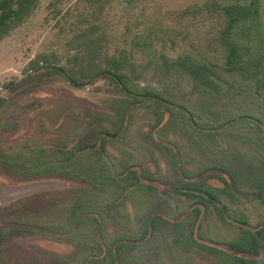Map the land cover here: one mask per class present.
I'll use <instances>...</instances> for the list:
<instances>
[{
	"label": "rangeland",
	"instance_id": "1",
	"mask_svg": "<svg viewBox=\"0 0 264 264\" xmlns=\"http://www.w3.org/2000/svg\"><path fill=\"white\" fill-rule=\"evenodd\" d=\"M208 1L116 0L100 18L107 34L106 56L118 52L128 54L138 67L137 84L162 91L192 110L203 109V119L210 111L224 110V105L217 104L219 109L218 106L202 108V99L193 91L190 79L178 75L166 77L157 72L149 64L153 57L137 50L136 44L141 38L136 42L134 37L150 27L158 29L181 49L197 57L212 59L219 65L223 79L240 84L243 81L241 72L224 70L220 54L213 55L218 51L215 39L221 19L218 12L203 9V4ZM51 3L52 0H40L32 16L0 41V152H6L10 159H17L21 151L28 154L34 144L51 149L54 155L78 147L77 155L83 156L77 160L76 174L94 175L98 170L96 165L103 160L115 176L134 170L142 182L155 179L160 191L166 192L131 193L117 207L110 202L113 198L109 197V189L99 184L95 189L96 201L90 204L98 217L94 227L84 224L75 231L76 224L70 232L49 231L33 237L31 244L38 246L46 257H60L59 264H103L102 260L117 255L118 264H204L198 255L191 263L187 262L186 254L174 244L168 230L164 229L155 237L146 235L140 239L146 226L145 217L159 214L172 224L181 219L188 221L191 201L174 190L181 187L183 181H188L186 173L197 172L196 161H201V157L203 167L214 160L210 165L222 164L227 169H234L239 160L243 172L239 174L242 181L236 189L226 180L219 179H211L209 189L222 201L232 218L245 220L253 226H264V202L246 183L245 166L254 167L257 163L254 164L255 153L245 141V125L234 131H224L220 139L223 143L217 146L206 134L195 133L185 115L171 112L178 124V133L173 136L166 130L163 136L171 142H189V150L182 156L179 152L182 168L186 169L184 174L180 172L175 150L171 149L173 145L161 141V133L157 134L152 126L156 115L163 113L165 107L143 102L138 108L128 110L125 119H121L119 103L125 95L111 79L100 78L84 87H74L53 71L30 67V63L38 61L41 55L52 64L70 66L69 60L77 51L69 40L73 38L76 24L84 17H90L92 11L83 0H68L61 6L62 15L55 17ZM262 14L264 19V0ZM143 42L141 40L140 44ZM231 132H240V135ZM228 144L234 147L235 155L227 150ZM235 152L240 153L239 159L235 158ZM4 164L0 163V206L37 192L91 188L70 177L47 179L45 176L42 177L44 180L37 181L34 175L7 174L2 167ZM90 167L96 168L90 171ZM72 231L75 234L72 235ZM81 234L83 236L79 237ZM239 236L240 230L226 225L218 211L210 207L199 238L232 242ZM119 245L123 247L117 252ZM256 255L254 258L264 264V252L258 251Z\"/></svg>",
	"mask_w": 264,
	"mask_h": 264
},
{
	"label": "trees",
	"instance_id": "2",
	"mask_svg": "<svg viewBox=\"0 0 264 264\" xmlns=\"http://www.w3.org/2000/svg\"><path fill=\"white\" fill-rule=\"evenodd\" d=\"M66 1L68 0H52L55 17L62 15L61 6ZM83 1L91 8L89 15L94 19L91 20L89 16L84 17V20L76 24L73 38L69 40V44H72L77 51L69 60L71 65H55L48 61L46 56L41 55L38 61L30 63V67L35 70L53 71L64 77L74 87H84L100 78L111 79L125 95L119 103L122 111L121 119H125L128 110L138 108L143 102L165 107L163 113L156 115L155 123L152 125L157 134L161 133L162 136L159 138L161 141H172L163 136L166 130L173 133V136L178 133L179 127L171 112L185 115L195 133L206 134L210 142H215L217 146L223 143L220 139L224 131H234L233 129H240L245 125L247 127V132L244 134L245 141L255 153L252 157L256 161L254 164L257 163L254 167L245 166L246 183L250 189L258 192L264 202L262 0H210L202 6L204 10L216 11L220 15L221 23L215 39L218 51L213 55L220 54L224 70L241 72L243 81L240 84H233L223 79L218 71L219 65L212 59L197 57L181 49L173 40H169L168 36L165 38L164 32L158 29L150 27L141 34L142 36L134 37L136 42L140 38L144 41L143 45L140 44L141 40L136 44L139 48L137 50H143L148 56L153 57L149 64L153 65L157 72L166 77L178 75L190 79L193 91L202 99V108L210 109L218 106L217 104L224 105V110L216 113L210 111L205 119L201 117L203 109L192 110L185 104L170 99L162 91L137 84L135 81L139 79L136 73L138 67L128 54L118 52L109 53V56H106L104 42L107 34L100 18L107 7L116 0ZM39 3L40 0H0V41L25 23L35 12ZM231 133L240 135V132ZM171 144L179 167L181 165L180 172L184 173L186 169L182 168L183 162L179 159V152L182 156L183 152L188 151L189 142H171ZM199 146L197 147L201 149ZM226 148L234 154V147L228 144ZM78 151H80L78 147H72L70 150L59 151L54 155L51 149L34 144L29 148L28 154L25 155L24 151H21L17 159L13 157L10 159V156H6V152H0V163H5L2 167L7 174L14 172L17 175H34L37 181L44 180L45 178L42 177L45 176L47 179L70 177L91 187L81 191L37 192L1 205L0 264H59L60 257L44 256L40 248L32 245L30 240L49 231L70 232L76 224L75 231L84 224L94 227L96 225L94 221L98 217L90 208L92 206L90 204L96 201L95 189L99 184L109 189V197L113 198L110 202L117 207L121 206L131 193L152 195L155 192H166L160 191L155 179L142 182L134 170H127L125 174L115 176L103 160H99L96 165L98 170L94 175H78L75 173V166L77 160L79 161L83 156L77 155ZM235 153H237L235 156L237 159L240 153ZM213 161L209 162V166L203 167L204 161L201 157V161H196L197 172L192 175L185 172L188 181L182 180L184 184L174 190L179 196H184L191 201L188 216L186 215L188 221L184 222L181 219L176 221V224H172L159 214L145 217L146 226L140 239L146 235L158 236L165 229L168 233H172L174 244L186 254L189 263L198 255L204 264H260V261L254 257L257 256L258 251L264 252V226H253L245 220L232 218L222 201L209 189L211 179L224 180V182L226 180L228 185L236 189L242 181L239 175L243 172L241 164L237 160L234 169H227L222 164L210 165ZM96 167L89 169L92 171ZM210 207L218 211L219 218L226 225L240 230L237 241L199 238L203 219L208 215ZM71 233L75 234L74 231ZM82 236L81 234L79 237ZM122 247L119 245L116 251L119 252ZM108 261L109 264H118L119 256L111 257L110 260L107 257L102 260V263L106 264Z\"/></svg>",
	"mask_w": 264,
	"mask_h": 264
}]
</instances>
